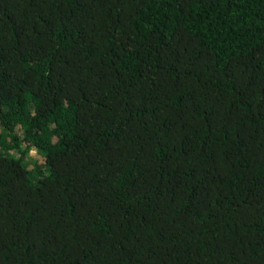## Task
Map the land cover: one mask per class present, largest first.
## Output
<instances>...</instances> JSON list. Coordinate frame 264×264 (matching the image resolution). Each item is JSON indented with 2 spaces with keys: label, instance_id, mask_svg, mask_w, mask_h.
I'll list each match as a JSON object with an SVG mask.
<instances>
[{
  "label": "trees",
  "instance_id": "1",
  "mask_svg": "<svg viewBox=\"0 0 264 264\" xmlns=\"http://www.w3.org/2000/svg\"><path fill=\"white\" fill-rule=\"evenodd\" d=\"M0 264H264V0H0Z\"/></svg>",
  "mask_w": 264,
  "mask_h": 264
},
{
  "label": "rangeland",
  "instance_id": "2",
  "mask_svg": "<svg viewBox=\"0 0 264 264\" xmlns=\"http://www.w3.org/2000/svg\"><path fill=\"white\" fill-rule=\"evenodd\" d=\"M34 155H35V152H32V153H31V156H34Z\"/></svg>",
  "mask_w": 264,
  "mask_h": 264
}]
</instances>
